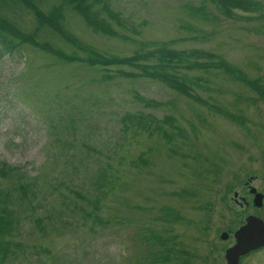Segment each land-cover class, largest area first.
I'll return each instance as SVG.
<instances>
[{"label":"rangeland","instance_id":"374dc122","mask_svg":"<svg viewBox=\"0 0 264 264\" xmlns=\"http://www.w3.org/2000/svg\"><path fill=\"white\" fill-rule=\"evenodd\" d=\"M244 1L251 8L231 14L219 0L94 2L116 35L93 30L64 0L33 5L60 9L67 37L36 29L32 9L9 16L38 44L0 47V192H12L16 216L0 264H228L248 213L264 220V200L253 209L241 199L251 202L248 187L264 193V96L240 78L264 92V0ZM162 45L189 55L173 70L189 93L121 74L143 73L138 64L88 60ZM193 61H223L242 76ZM240 263L264 264V247Z\"/></svg>","mask_w":264,"mask_h":264},{"label":"trees","instance_id":"16d2710c","mask_svg":"<svg viewBox=\"0 0 264 264\" xmlns=\"http://www.w3.org/2000/svg\"><path fill=\"white\" fill-rule=\"evenodd\" d=\"M69 6H71V10L78 13L80 16L88 22L87 24L92 27L93 30L97 31L100 30L101 33L104 34H112L116 35L117 32L114 27L109 26L108 23L103 22L95 16V8H93V3L99 0H64ZM219 3L222 4L221 8L224 10L225 14H231L233 8L240 7L243 9H250L251 2L247 1H240V0H219ZM24 8L32 9L34 11V18L36 21L35 28L38 29L42 24L48 25L53 31L58 33H62L65 35L61 20L63 18L62 12L60 9L55 8L56 10L49 11L48 14L40 12L39 10L35 9L33 5V0H0V47L4 46L9 49H16V46L21 41L30 42L32 45H37L36 41V33H23L21 29L15 25L12 19L9 17L10 15L16 16L19 11L23 10ZM111 12V10H110ZM112 19H117V15L114 11H112ZM20 32V34H19ZM62 35V34H61ZM67 37V35H65ZM44 50L51 52L52 50L55 51L56 56H60L65 58L62 54V51L58 49H52L50 45L47 43L42 44ZM41 45V46H42ZM192 56L199 58L200 56L204 55L202 51H191ZM62 53V54H61ZM92 58H89V63L95 64L96 62L103 63V64H122L127 63L131 66H136L137 64L142 68L143 73H130L127 71H122L121 74L125 76H138L140 74H148L149 76L159 78L164 81L170 87L179 90L181 92L189 93L188 86L184 84V82L177 78L176 68L181 66L183 63H186L187 59L189 58L186 53L182 51H174L165 47V45L156 47L154 49H149L146 51H137L133 55L125 56V57H112L106 58L101 53L93 52ZM198 54V56H197ZM208 55V54H207ZM206 55V56H207ZM210 56V55H209ZM192 57V58H194ZM79 59L78 57H69L68 60H75ZM140 59H145L146 61H151V64L138 63ZM193 65L202 66L207 63H198L196 61L191 62ZM207 65L217 67V68H224L225 71H228L231 75L235 76H242L240 75L237 68H233L230 65H227L225 62L221 61V64H217V62H210ZM186 68L191 67L190 64L183 65ZM148 68L152 69L149 70ZM172 69V72L170 71ZM238 78V77H237ZM242 80L250 85L254 90L258 91V94L264 96L263 89L257 84L256 81L251 79H247L244 76L240 77ZM136 97L141 98L138 94H135ZM8 170H5L0 167V174H8ZM17 193L20 195V198L30 201L29 195L34 194L33 188H31V183L21 182L19 187L17 188ZM12 196V192L6 191V193L2 194L0 192V257L2 261H4L9 253L11 252V239L10 236L14 232V223L15 217L12 214V208L8 207L10 203V197ZM8 201V202H7ZM164 258H170V253L166 254Z\"/></svg>","mask_w":264,"mask_h":264},{"label":"water","instance_id":"95a60500","mask_svg":"<svg viewBox=\"0 0 264 264\" xmlns=\"http://www.w3.org/2000/svg\"><path fill=\"white\" fill-rule=\"evenodd\" d=\"M251 191L255 193L254 204L261 206L262 193L256 192L253 187ZM227 236V232L221 233L222 238ZM234 236L236 242L225 250V258L228 264H240V256L264 245V220L255 215H249L246 222L236 229Z\"/></svg>","mask_w":264,"mask_h":264},{"label":"flooded vegetation","instance_id":"af4514ba","mask_svg":"<svg viewBox=\"0 0 264 264\" xmlns=\"http://www.w3.org/2000/svg\"><path fill=\"white\" fill-rule=\"evenodd\" d=\"M248 191H249V194L252 195L251 202H249L245 196H242V197H241V199H242V201H243L242 203H244V205H246L247 207H249V205L251 204L252 207H253V209H254V208H260V207H256V206H254V204H253V201H254V194L251 192L250 187H248ZM257 191H259V190L257 189ZM260 192H261V191H260ZM244 193L247 194V191L244 192ZM263 195H264V193H263ZM263 200H264V196H263ZM250 214L255 215L254 213H252V211H251V213H250V212L248 213V215H250ZM263 247H264V245L261 246V247H259V248H257L256 250H259V249H261V248H263ZM249 253H250V252H249ZM247 254H248V253H247ZM245 255H246V254H245ZM245 255H244V256H245ZM242 258H243V256H242ZM240 259H241V258H240ZM240 264H241V263H240Z\"/></svg>","mask_w":264,"mask_h":264}]
</instances>
